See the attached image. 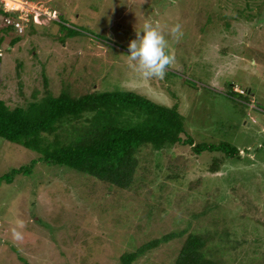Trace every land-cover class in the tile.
Masks as SVG:
<instances>
[{"label": "rangeland", "instance_id": "1", "mask_svg": "<svg viewBox=\"0 0 264 264\" xmlns=\"http://www.w3.org/2000/svg\"><path fill=\"white\" fill-rule=\"evenodd\" d=\"M34 1V9L47 3L61 20L35 17L44 25L30 24L12 48L18 33L5 37L0 100L23 107L46 92L131 91L177 108L194 145L226 144L240 158L188 145L142 149L145 167L135 180L144 185L135 193L45 164L0 138V264H120L123 254L179 231L186 234L132 264H173L188 234L208 238L221 264L263 262L264 0ZM149 20L166 33L182 25L178 42L167 37L176 62L163 79H141L127 57ZM29 164V173L2 179Z\"/></svg>", "mask_w": 264, "mask_h": 264}, {"label": "trees", "instance_id": "2", "mask_svg": "<svg viewBox=\"0 0 264 264\" xmlns=\"http://www.w3.org/2000/svg\"><path fill=\"white\" fill-rule=\"evenodd\" d=\"M0 13L3 17L8 16L2 11ZM1 15L0 51L4 47L5 37L16 32L13 26L3 24ZM30 24L36 25L32 18L28 28ZM20 36L17 34L11 39L10 48L19 42ZM228 89L231 95L242 97L246 103L249 101L246 92L238 93L231 87ZM45 94L40 100L34 95L23 107H10L0 100V138L35 152L38 160L45 164L89 175L112 189L138 193L139 187L144 185L138 186L135 180L137 170L145 167L141 163L142 149L152 153L176 145H188L198 154L216 151L231 157L237 152L240 158V151L226 144L194 145L185 133L177 108L160 105L139 93L126 90L93 91L78 98L67 92L57 97L48 92ZM32 165L13 169L2 179L10 176L8 181L11 182L19 171L29 173ZM217 168L216 162H213L209 170L216 172ZM168 170L172 171L170 176L178 178V171L173 166ZM150 207L153 212L156 206ZM184 234L185 231H179L163 235L134 252L123 254L120 264H132L143 253L180 239ZM209 242L208 238L198 234H188L173 264H221L211 253L214 249L208 252ZM260 264H264V260Z\"/></svg>", "mask_w": 264, "mask_h": 264}, {"label": "clouds", "instance_id": "3", "mask_svg": "<svg viewBox=\"0 0 264 264\" xmlns=\"http://www.w3.org/2000/svg\"><path fill=\"white\" fill-rule=\"evenodd\" d=\"M32 2L34 3L36 1L32 0ZM39 4V7L43 6L48 8L55 16L53 20H47L42 17L43 20L49 22H56L58 20L57 14L45 5L47 3L38 2L37 5ZM31 18L36 25H44V23L39 24L35 22L33 16L29 17V21ZM29 21L26 28L28 27ZM141 33L143 34L141 35ZM182 35V25L179 23L172 25L166 33L159 21H146L142 30L136 32L137 38L130 41L128 45L130 54L127 57L131 62L130 66L141 79H163L168 68L176 62L175 53L170 49L169 39L167 37L171 36L173 40L178 42ZM14 235L17 239L21 238L18 232L14 233Z\"/></svg>", "mask_w": 264, "mask_h": 264}, {"label": "built area", "instance_id": "4", "mask_svg": "<svg viewBox=\"0 0 264 264\" xmlns=\"http://www.w3.org/2000/svg\"><path fill=\"white\" fill-rule=\"evenodd\" d=\"M34 3L32 0H0V11L8 14V16L2 17L3 24L6 26H13L18 34H22L27 26L29 17L34 15L39 18H46L47 20H53L54 14L51 13L46 7L33 8Z\"/></svg>", "mask_w": 264, "mask_h": 264}]
</instances>
